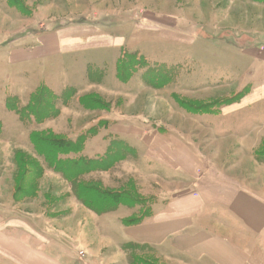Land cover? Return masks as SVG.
Here are the masks:
<instances>
[{"label": "rangeland", "instance_id": "1", "mask_svg": "<svg viewBox=\"0 0 264 264\" xmlns=\"http://www.w3.org/2000/svg\"><path fill=\"white\" fill-rule=\"evenodd\" d=\"M80 26L93 30L94 46L101 49L80 52L60 46L46 53L42 47L44 57L13 59L15 47L32 46L38 37L43 41L58 30ZM104 36L115 37L116 46L103 48L110 44ZM124 52L136 53V61L143 58L151 65L181 67L180 76L162 86L166 104L177 110L182 104L205 105L219 96L224 97L221 104L236 103L251 91L255 99L256 91L264 90V1L0 0V231L54 254V248H65L69 254L63 260L69 264L82 262L81 232L89 250L95 247L90 209L80 206L73 183L38 153L32 134L72 140L88 135L90 129L81 133V128L95 116L80 112V99L90 96L83 95L93 85L86 79L90 67L103 86L93 92L110 102L114 113H123L124 98L110 90L144 86L138 73L127 82L117 78ZM41 86L57 97L75 89L67 100L56 102L55 118L37 124L33 118L22 120L7 106V98H18V106H25ZM157 98L153 91L145 96L153 106L146 100L145 113L151 117H156L152 109L157 108ZM257 103L227 117V122L226 117H204L219 127L218 133L241 116L246 125L259 126L264 122V100ZM83 177L79 181L92 186V178ZM126 246L140 251L131 243ZM0 264L13 263L0 256Z\"/></svg>", "mask_w": 264, "mask_h": 264}, {"label": "crops", "instance_id": "2", "mask_svg": "<svg viewBox=\"0 0 264 264\" xmlns=\"http://www.w3.org/2000/svg\"><path fill=\"white\" fill-rule=\"evenodd\" d=\"M85 27L58 30L43 41L38 37L32 46L15 47L13 59L44 57L42 47L46 53L60 46L80 52L98 48L93 30ZM104 38L110 44L103 48L116 46L115 37ZM95 87L103 86L93 84L83 95L102 105L91 110L80 106L83 115L95 116L80 131L94 130L84 154L104 155L115 140L131 152L108 171L91 172L83 180L91 177L92 185L128 193L140 202L101 215L89 210L95 247L89 250L81 232V264H133L139 260L135 257L142 264H264V122L246 125L241 116L218 133L219 127L204 117L230 121L227 117L262 102L264 90H257L255 99L251 91L241 102L208 114L166 104L164 89H111L124 98L123 113H114L112 104L93 92ZM150 91L159 101L152 109L156 117L145 113ZM130 243L139 253L126 246ZM54 249L57 254L0 231V256L13 264H69L63 260L67 249Z\"/></svg>", "mask_w": 264, "mask_h": 264}, {"label": "trees", "instance_id": "3", "mask_svg": "<svg viewBox=\"0 0 264 264\" xmlns=\"http://www.w3.org/2000/svg\"><path fill=\"white\" fill-rule=\"evenodd\" d=\"M117 64H119L117 78L121 82H127L134 74L138 73L140 82L144 86L154 89H162V86H165L166 83H171L172 78L179 77L182 72L180 66L165 67L160 64L151 65L144 61L143 58H140V61H136V53L124 52L122 60H119ZM92 68L94 70V67L88 69V81H92L93 84L96 81V84L100 85L102 78L94 80L95 75H93L94 71ZM74 92L75 89L70 88L63 97H57L48 89L41 86L35 94H32L25 106H18V98H7L6 104L15 110L22 120L33 118L35 123L41 124L44 120L55 118L59 114V110L55 105L56 102L60 98L67 100ZM249 93L245 94L239 102ZM223 98L221 97L209 104L200 106H189L187 104H182L181 106L192 113L216 114L220 108L235 104H221ZM80 105L91 110L99 108L101 104L90 95L81 98ZM88 132V135L80 134L76 140L50 136L51 134L40 137V134L34 133L32 134V142L47 164L60 173L66 180L73 183L76 199L92 212L101 215L115 211L121 205H132L135 201H138V197L125 192L104 191L97 186H88L79 181L84 175L91 172L108 171L116 162L122 160L127 153L131 152V149L124 142L115 140L108 146L104 155L94 158L88 157L84 154V147L94 130L90 129ZM133 264L142 263L137 260Z\"/></svg>", "mask_w": 264, "mask_h": 264}, {"label": "built area", "instance_id": "4", "mask_svg": "<svg viewBox=\"0 0 264 264\" xmlns=\"http://www.w3.org/2000/svg\"><path fill=\"white\" fill-rule=\"evenodd\" d=\"M82 257H84V253H82Z\"/></svg>", "mask_w": 264, "mask_h": 264}]
</instances>
